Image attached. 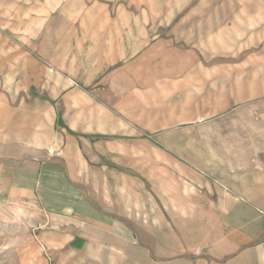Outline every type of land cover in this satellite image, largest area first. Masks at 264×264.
Wrapping results in <instances>:
<instances>
[{"label":"rangeland","instance_id":"rangeland-1","mask_svg":"<svg viewBox=\"0 0 264 264\" xmlns=\"http://www.w3.org/2000/svg\"><path fill=\"white\" fill-rule=\"evenodd\" d=\"M21 137L75 145L95 203L82 233L107 215L143 248L197 237L204 185L264 156V0H0V154ZM12 195L0 186V264H112L70 245L55 262L38 237L72 223Z\"/></svg>","mask_w":264,"mask_h":264},{"label":"crops","instance_id":"crops-1","mask_svg":"<svg viewBox=\"0 0 264 264\" xmlns=\"http://www.w3.org/2000/svg\"><path fill=\"white\" fill-rule=\"evenodd\" d=\"M65 63L63 70L67 68ZM70 70V76L75 78ZM8 141L14 148H6L0 157L12 161L15 176L8 177L10 171L0 168V186L11 188L17 197L36 198L39 205L54 212L51 219L55 223L94 222L95 203L83 186H74L75 172L71 171L74 144L55 138L48 144L22 137ZM61 147L62 158L44 160L43 155L49 158V151ZM20 159L29 161L20 163ZM21 174L22 177H16ZM214 178L216 182L204 185V190L212 192L208 201L213 204V214L207 219L206 202L200 199L199 206L203 208L197 219L200 231L197 237L188 238L182 232L180 245L137 246L127 239L126 227L120 225V220L107 215L101 216V222L110 227L91 225L85 234L77 224L76 228L66 225L63 231L40 234L39 242L53 254L55 262L70 245L84 255L78 260L82 263L90 260L99 263L100 257L109 256L112 264H264V156L215 172ZM207 221L212 224L206 226ZM74 253H69L71 261Z\"/></svg>","mask_w":264,"mask_h":264}]
</instances>
